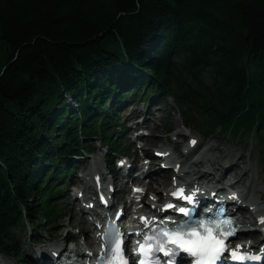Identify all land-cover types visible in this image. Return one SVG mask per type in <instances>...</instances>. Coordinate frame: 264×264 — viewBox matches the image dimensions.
Instances as JSON below:
<instances>
[{
	"label": "trees",
	"instance_id": "16d2710c",
	"mask_svg": "<svg viewBox=\"0 0 264 264\" xmlns=\"http://www.w3.org/2000/svg\"><path fill=\"white\" fill-rule=\"evenodd\" d=\"M122 69L164 86L205 136L264 154V0H0L1 256L26 263L16 231L62 219L55 189L74 155L96 138L115 147L112 121L94 124Z\"/></svg>",
	"mask_w": 264,
	"mask_h": 264
},
{
	"label": "rangeland",
	"instance_id": "374dc122",
	"mask_svg": "<svg viewBox=\"0 0 264 264\" xmlns=\"http://www.w3.org/2000/svg\"><path fill=\"white\" fill-rule=\"evenodd\" d=\"M166 101V100H165ZM167 102V101H166ZM151 104V102H150ZM149 105V104H148ZM153 107H150V113L152 114V121L147 123V128L145 129L148 133H150V137L146 138V141L149 142L150 140L153 142V145H156V143H163L168 146L169 150L171 152L176 151L180 154L184 152V148L188 144V138L185 137L186 135H191L199 140V144L194 151L193 155H190L189 160L187 164L182 165L184 168L188 167L191 163V161L197 160L198 158H206L208 155H214V156H222L225 161L231 160L232 158H238L241 154L244 155L245 163L244 166L250 170L247 177L245 178V184L249 185L251 179L258 180L257 185H254L250 191V197L249 199H254L256 197L255 191L257 189L264 190V170L261 166H258V163L256 162V155L253 150V144L254 142L251 139L244 140L239 138L238 136H231V134L228 132V134H222L218 133V129L216 128L212 134L209 135V137H205L203 135V131L200 129L199 126H197L195 123L191 122V124L195 127L194 129H186L183 127L182 122L180 120V117L177 115L176 111H173V103L170 102L166 107L163 105L158 106L157 102H154L152 105ZM132 106L128 107L127 109H124V111L121 112V121L124 120L125 116L131 111ZM147 109V106H144L143 108H140L139 110ZM125 112V113H124ZM163 119L168 120L169 125L172 127L173 132L171 135H166L163 130H166L165 123H163ZM175 133H179L180 137L176 136ZM135 139L134 135H131V137H125L123 140L122 145L124 147H127L131 149V153H133L134 150H138L137 143H141L142 141L140 139H137V143L133 144L131 143V140ZM150 144V145H152ZM178 146H181L180 149H178ZM213 146L211 150H209V147ZM156 147V146H155ZM97 148H99V153H96L95 155H87L80 157L77 160L76 165V175L74 176L73 182H80L85 181L84 178L90 177L91 170L94 167H91L90 163L95 162L96 165L103 171L105 175V180L108 183L111 179L112 181L114 177H112L108 171L107 167L104 161V155L105 150L102 149L97 145ZM149 154H151L152 157V149L147 150ZM142 154V152L137 151L136 156L139 157ZM174 158L177 159L180 157L177 156L176 153L173 154ZM181 160V159H180ZM227 164V163H226ZM225 164V165H226ZM172 166H174V162L171 163ZM224 165V166H225ZM224 168H221L222 171H224ZM201 170H204V167H200ZM195 177V175H193ZM155 177V184L154 187L152 185V189H154V192L157 193V191L162 190V192H165V189L170 186V182L173 178L172 176L164 178V176H161L159 174L154 175ZM170 178H172L170 180ZM263 178V179H262ZM69 179H63L60 182V186L63 187V197L59 199L58 203L60 207L65 208L66 214L68 215L67 218H64L57 223L52 231L43 232V231H32L30 234V228H28L25 231H21V229H18L15 233V240L17 239L19 245L21 248H24V255H36V251L38 249L46 248L49 244V242H56L57 238L64 239L66 236L69 239V237L72 238H78V240L81 243H86V235L85 233H82L85 224L80 221V214L77 212V206H75L74 197L76 194V190L74 189V184H72ZM143 183L146 182V180L142 181ZM158 182V184H156ZM169 183V185L166 186V184ZM119 184V182H118ZM117 184V185H118ZM82 184H80L79 187H81ZM123 185H120L122 187ZM125 188V185H124ZM118 190V189H117ZM161 194V192H160ZM163 196V194H161ZM264 199V198H263ZM245 204L249 205L247 201H244ZM78 205V204H77ZM251 208V207H250ZM249 208V209H250ZM250 217V214L248 215ZM64 224V228L59 231L58 225ZM260 232V231H257ZM50 239V237H52ZM59 242V241H58ZM76 247L75 244H68V247ZM0 264H24L20 260H16L11 257H0Z\"/></svg>",
	"mask_w": 264,
	"mask_h": 264
},
{
	"label": "snow or ice",
	"instance_id": "6c2138e0",
	"mask_svg": "<svg viewBox=\"0 0 264 264\" xmlns=\"http://www.w3.org/2000/svg\"><path fill=\"white\" fill-rule=\"evenodd\" d=\"M195 143V141H192ZM123 163V161H121ZM142 191V189H136ZM173 196H179L185 201L196 204L197 201L193 195L184 194L183 189L172 193ZM233 198L236 194L233 193ZM176 207L180 213H184L188 219L175 224L172 227L166 225H152L151 230L144 237L141 243L139 240L138 248L135 251L141 257L138 264H186L181 257V252H186L192 257V264H217L223 259V253L227 249V243H230L229 237L235 236L238 229L231 223L232 217L226 216L223 221H213L211 218H201L192 222V216L196 212L195 207L174 206L165 204L164 208ZM122 214V213H121ZM223 214V213H221ZM153 220L160 219L152 217ZM165 219H174L166 216ZM145 228H148L149 220L147 217H141ZM264 223V217L260 218ZM140 230H137L139 236ZM123 234L109 221L108 230L104 233L105 249L97 258V264H137L135 261H129L124 245ZM243 249V245H237L230 253L231 259L238 264H245L247 261L258 264L264 260V248L261 253H256L249 249L248 251H238ZM162 254V256L160 255Z\"/></svg>",
	"mask_w": 264,
	"mask_h": 264
},
{
	"label": "bare ground",
	"instance_id": "6f19581e",
	"mask_svg": "<svg viewBox=\"0 0 264 264\" xmlns=\"http://www.w3.org/2000/svg\"><path fill=\"white\" fill-rule=\"evenodd\" d=\"M124 63L126 65H122L127 66V65H131L133 64L132 61L130 60V58H128L127 56H125V60ZM169 69H171V66H169ZM168 69V70H169ZM121 71L122 74H120V78L121 77H126L122 79H119L118 81H124L122 84H126L124 87H121V91L118 92L115 96V99H111V98H106V106L103 107V111L102 113L96 112L95 115H97V121L94 124L95 125V129L100 126L102 123L106 122L108 119H110L112 121L111 125L107 126L108 131H110V140L114 141L115 147H119L120 146V138L121 136L124 134L125 130L129 131L132 130L133 127L135 126V114H137L138 112H140L141 110H139L140 108H143L146 104H147V100H150L151 97L155 96L156 94H162L164 91V86H159V85H155L153 87H149V86H145L142 87L139 85V87L137 85L133 84V81L136 80L134 78L139 77L140 75H144V73L146 72H142L139 74H135L134 76H132L131 73H128L126 71V69H122ZM171 76V71L170 73H168V75L166 76L168 80ZM116 84V82H115ZM115 87H119L118 85H115ZM64 98L66 99V103L75 111L78 110V105L76 104V102L73 100V98L69 95V94H64ZM132 106L131 111H129V113L125 116L124 120L121 121V112L124 111V109H127L128 107ZM94 110L97 111L98 107H94ZM118 111V113L113 117L114 113H116ZM125 113V112H124ZM92 123V122H91ZM82 134H79V137H82ZM101 139V138H100ZM91 141V140H89ZM102 143L103 140L101 139ZM213 148V146L209 147V150H211ZM91 151V148H89V150H86V147H84V149H82L81 154H77L74 155L72 157V163H70L69 169L72 172H76V165L77 160L80 157L89 155ZM192 151L190 152V154L188 155H184L182 156L184 160L181 161H175L174 165H176L177 163H181L180 167H182V163L183 162H187V160L189 159L190 155H191ZM244 155L241 154L238 158H232L231 160H228V165L227 168L225 169L224 172H221L220 174H217V172L219 171V169L223 166V164L225 163V160L223 159L222 156L218 155V156H212V155H208V157L206 158V160H202L197 159L191 162L190 167L188 166L187 169H183L181 171L176 172L179 173V176L182 175V177L188 176L189 174H193L196 175L197 180H203L206 178H209V175H219V177L224 181L226 179H228L229 182H231L232 184L235 185H241L244 182V179L246 178V176L248 175L249 170L244 166L245 163V159H244ZM183 161V162H182ZM205 166L207 168V170L201 171L200 167ZM96 170V177H101L103 176V172L100 170V168L95 169ZM214 177V176H213ZM217 177V181H220V178ZM67 177H61L56 184V189L57 191L61 192L63 191V187L60 186V182L63 179H66ZM252 185H256V181L252 180L251 183L249 184V186L246 188V186H244V188H246V192H243V196L244 199H247L249 197L250 194V189L252 187ZM83 190L84 191H89L91 189V185L86 183L83 186ZM159 191V190H158ZM210 191H215V189H210ZM58 193V192H56ZM256 194L260 199H263V195L264 192L261 189L256 190ZM88 203V202H87ZM252 204L255 207V211L253 213H251V217H246V215H248L250 213L248 206H242V203L240 205V209H241V214H244L243 219H245L250 225H254L255 227H257V223L260 220L261 217H264V207H260L259 206V202L256 200H253ZM18 209L20 210L19 213H21V209L19 204H17ZM22 212H23V208H22ZM12 213H16V210L14 209V211ZM264 226V224H263ZM64 228V224H59L58 225V230L61 231ZM83 228V232L86 235V242L87 245L90 247L94 246V240L92 238V228L91 226L87 225L82 227ZM38 230V229H36ZM262 233V232H261ZM253 237L259 238L260 234H258L256 231L253 232ZM68 238V236H66L64 239L60 240L59 242L55 243L52 247L55 248H59L62 249V251H66V249H68V247H66V245H64L66 239ZM70 239H72L71 237H69ZM76 247H73L71 249V253H74L76 256H82L83 252L85 250L82 249V245L79 242L75 243ZM3 256V255H2ZM0 255V257H2ZM5 257V256H4Z\"/></svg>",
	"mask_w": 264,
	"mask_h": 264
},
{
	"label": "water",
	"instance_id": "95a60500",
	"mask_svg": "<svg viewBox=\"0 0 264 264\" xmlns=\"http://www.w3.org/2000/svg\"><path fill=\"white\" fill-rule=\"evenodd\" d=\"M2 73H3V71H2ZM2 73H1V74H2Z\"/></svg>",
	"mask_w": 264,
	"mask_h": 264
}]
</instances>
